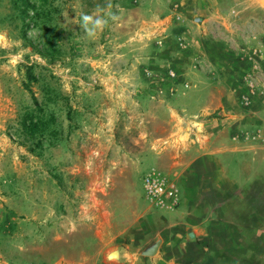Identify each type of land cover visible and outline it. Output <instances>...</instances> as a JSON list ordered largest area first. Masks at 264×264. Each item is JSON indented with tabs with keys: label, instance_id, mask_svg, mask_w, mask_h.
I'll return each mask as SVG.
<instances>
[{
	"label": "rangeland",
	"instance_id": "1",
	"mask_svg": "<svg viewBox=\"0 0 264 264\" xmlns=\"http://www.w3.org/2000/svg\"><path fill=\"white\" fill-rule=\"evenodd\" d=\"M218 4L0 0V264H92L93 218L85 209L97 208L96 193L135 161L129 140L139 139L140 115L155 92L141 82L138 51L153 56L167 25L174 31L169 46H188L193 60L203 37L249 63L243 76L251 97L236 123L250 116V149L226 155L230 189L221 191L222 232L233 246L191 264H264V20L245 0ZM30 119L37 128H29ZM146 166L137 172L143 194ZM100 175L108 180L98 182ZM230 220L247 227L229 230ZM240 235L253 256L235 253L243 249Z\"/></svg>",
	"mask_w": 264,
	"mask_h": 264
},
{
	"label": "crops",
	"instance_id": "2",
	"mask_svg": "<svg viewBox=\"0 0 264 264\" xmlns=\"http://www.w3.org/2000/svg\"><path fill=\"white\" fill-rule=\"evenodd\" d=\"M245 3L249 12L264 20V6L258 0ZM162 29L153 56L146 58V49L138 51L137 62L145 72L141 82L155 92L140 115L145 124L138 127L139 139L129 140L135 161L121 167L122 173L111 179L114 185L96 193L97 208L85 209L93 218L92 264H191L233 246L229 232H222L227 209L220 206L225 197L221 191L230 189L226 155L250 149V116L236 123L238 114H246L251 97L250 82L243 76L249 63L226 44L203 37L195 47L200 57L193 60L188 46H169L171 26ZM142 97L139 94L138 101ZM142 163L176 189L177 207L155 206L147 200L137 177ZM106 180L105 175L98 177L100 183ZM232 211L245 213L241 208ZM238 223L230 220L227 227L238 231L247 224ZM237 242L243 249L236 254L253 256L251 242L241 235ZM261 244L259 252L264 255Z\"/></svg>",
	"mask_w": 264,
	"mask_h": 264
},
{
	"label": "built area",
	"instance_id": "3",
	"mask_svg": "<svg viewBox=\"0 0 264 264\" xmlns=\"http://www.w3.org/2000/svg\"><path fill=\"white\" fill-rule=\"evenodd\" d=\"M142 185L147 200L153 205L177 207L179 200L176 189L158 171L152 169L147 172L142 178Z\"/></svg>",
	"mask_w": 264,
	"mask_h": 264
},
{
	"label": "trees",
	"instance_id": "4",
	"mask_svg": "<svg viewBox=\"0 0 264 264\" xmlns=\"http://www.w3.org/2000/svg\"><path fill=\"white\" fill-rule=\"evenodd\" d=\"M29 74H30V73H29ZM29 76H30V75H29ZM28 126H29V128H32V127H33L34 129L37 128V124L34 123L32 119L29 120V125H28Z\"/></svg>",
	"mask_w": 264,
	"mask_h": 264
},
{
	"label": "bare ground",
	"instance_id": "5",
	"mask_svg": "<svg viewBox=\"0 0 264 264\" xmlns=\"http://www.w3.org/2000/svg\"><path fill=\"white\" fill-rule=\"evenodd\" d=\"M0 40H1V37H0Z\"/></svg>",
	"mask_w": 264,
	"mask_h": 264
},
{
	"label": "water",
	"instance_id": "6",
	"mask_svg": "<svg viewBox=\"0 0 264 264\" xmlns=\"http://www.w3.org/2000/svg\"><path fill=\"white\" fill-rule=\"evenodd\" d=\"M1 37V36H0Z\"/></svg>",
	"mask_w": 264,
	"mask_h": 264
}]
</instances>
